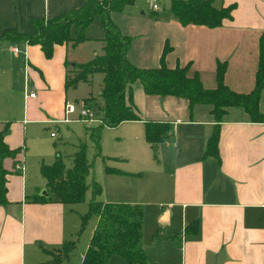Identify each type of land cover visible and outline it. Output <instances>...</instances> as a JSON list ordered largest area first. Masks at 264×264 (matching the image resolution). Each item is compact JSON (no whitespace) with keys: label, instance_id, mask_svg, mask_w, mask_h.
Masks as SVG:
<instances>
[{"label":"crops","instance_id":"crops-1","mask_svg":"<svg viewBox=\"0 0 264 264\" xmlns=\"http://www.w3.org/2000/svg\"><path fill=\"white\" fill-rule=\"evenodd\" d=\"M83 2L0 0V34L29 33L34 18H53ZM132 4L109 16L120 33L130 37L126 57L136 67H157L166 43L167 67L187 63L188 75L196 73L204 88H213L216 62H224L223 83L246 93L254 86L261 53L258 108L263 118L253 122L241 108L227 107L218 123L217 162L203 155L214 125L209 105L189 108L181 97L145 94L134 81L129 87L139 119L104 127L100 134L99 153L104 129L113 131L110 149L99 156L103 176L98 178L97 200L141 205V246L147 264H264V0H213L215 7L233 5L231 17L215 27L181 25L169 10L157 11V5L150 6L152 16H137L127 8ZM94 19L84 30V41L55 44L49 58L37 44L0 39V131L5 144L18 149L2 160L8 204L0 205V264L46 263L68 241L73 242L71 252L54 264H80L88 245L96 217L75 248L83 214L72 208L77 203L31 198L46 190L39 166L46 164L42 140L54 137L47 129L67 123L62 120L65 73L71 64L102 52L103 30L100 18ZM94 74L101 75L94 87L99 98L101 73L77 84L90 85ZM90 95L83 99L90 101ZM145 120L167 125L155 155L144 139ZM79 121L86 133L88 122ZM14 164L22 169L15 170ZM105 165L117 171L105 172ZM108 264L126 263L113 255Z\"/></svg>","mask_w":264,"mask_h":264},{"label":"trees","instance_id":"trees-1","mask_svg":"<svg viewBox=\"0 0 264 264\" xmlns=\"http://www.w3.org/2000/svg\"><path fill=\"white\" fill-rule=\"evenodd\" d=\"M213 0H170L171 16L181 25L196 24L215 27L225 18L231 17L233 5L215 7ZM133 0H84L76 9L64 11L53 18H34L33 30L29 33H19L7 30L0 34V39L21 41L27 44H37L46 58L51 56L53 45L70 41L78 44L84 41V30L95 15L100 18L103 30L102 52L91 59L71 64L65 73L64 87H74L78 82H86L89 76L99 72L102 74L97 109L98 123L86 126L85 131L92 142L95 154L99 153L100 134L104 127H112L121 121L139 119L131 100L129 85L138 81L145 94L171 95L187 100L188 107L194 104H207L214 125L208 136L203 155L212 156L219 161L217 151L218 123L227 107H239L249 117L250 121L260 122L263 115L258 108L259 93L263 82V62L261 53L253 88L246 93L229 89L222 80L225 69L224 62H216L213 88H204L196 73L187 74L188 64L169 68L164 63V55L169 50L163 45L159 64L153 68H139L132 65L126 57L130 37L120 33L111 20V11H121ZM73 29L74 35H71ZM261 43V41H260ZM83 102H87L84 99ZM144 139L155 155L156 146L164 138L167 125L164 122L145 120ZM18 149H10L3 141V131H0V205L8 204L6 198V174L2 166L5 157H13ZM65 165L56 154L49 165L41 164L39 173L45 179L46 196L34 195L31 200L36 202L79 203L84 199L87 184L86 177L91 164L86 159V145L79 140ZM105 172H116L114 168L104 166ZM100 186L92 181L90 184V199L87 211L80 215L81 225L88 215L96 217V223L90 235L88 245L80 264H108L111 256H118L126 264H147L145 253L141 246L142 207L139 204L121 202H102L96 199ZM190 226V225H189ZM189 226H185L184 231ZM73 242L61 245L51 259L42 264H54L66 257L72 250Z\"/></svg>","mask_w":264,"mask_h":264},{"label":"rangeland","instance_id":"rangeland-1","mask_svg":"<svg viewBox=\"0 0 264 264\" xmlns=\"http://www.w3.org/2000/svg\"><path fill=\"white\" fill-rule=\"evenodd\" d=\"M169 1L170 0H134L133 4L128 6L127 8H133V12L137 16L140 15V12L143 13L144 16H152L154 13L150 12V6L155 4L158 6L157 11L169 10ZM156 11V12H157ZM99 18L98 15H95V19ZM100 20V19H98ZM96 22V21H95ZM71 35H73V29H71ZM22 77V74L20 78ZM100 74H94L93 80L90 85L86 84H77L76 88H72L69 86L67 89V100L66 102L72 103L75 107L74 113L68 115L69 121L67 123L57 124L55 126L51 125L47 129V134L52 132L54 137H46L42 140V156L44 157V163L47 165L51 164L55 158V155H60L63 163L68 165L69 163V154H71L74 150L73 144H76V141L80 139L86 145V159L91 164L90 171L86 177L87 190L84 194V199L82 202L74 204L72 208L77 211H83V214L87 211L88 200L90 199V184L92 181H95L99 186L100 182L98 178L100 175L103 176V162L101 158L95 154L94 146L92 142L89 140L86 133H84V128L82 123L77 120L80 109L83 107V97L90 95V101L86 102L84 105L88 107L90 110V115L92 118L98 120L99 112L98 105L100 104V99L97 97L96 92L94 90L95 84L100 83ZM99 78V79H97ZM98 123V121H89L88 125L94 126ZM112 129H104L103 133V147L100 149L101 155L103 154V150L110 149V139L112 137ZM48 136V135H47ZM101 188V187H100ZM97 199V198H96ZM95 216L88 215L81 225V220L79 219V226L77 229L76 237L78 240L75 242V248L79 247L81 242V238H83V234L87 233L90 230V226L94 223ZM75 237V239H76ZM75 250H73L74 252Z\"/></svg>","mask_w":264,"mask_h":264},{"label":"built area","instance_id":"built-area-1","mask_svg":"<svg viewBox=\"0 0 264 264\" xmlns=\"http://www.w3.org/2000/svg\"><path fill=\"white\" fill-rule=\"evenodd\" d=\"M153 8H156L155 4H152ZM28 96H34V93L29 92L27 94ZM262 101L264 102V91L262 92ZM86 102H84L85 104ZM83 104V107L80 109L79 111V115L77 117L78 120L84 121V122H89V121H98L97 118L94 119L91 117L90 115V110L88 107H85V105ZM75 111V107L72 103L69 102H65L64 106H63V112H64V117H63V121H69L68 115L74 113ZM50 136H53L54 134L52 132H50L49 134ZM14 169L15 170H21L22 166L20 164H14ZM262 206L264 208V202L262 203Z\"/></svg>","mask_w":264,"mask_h":264},{"label":"water","instance_id":"water-1","mask_svg":"<svg viewBox=\"0 0 264 264\" xmlns=\"http://www.w3.org/2000/svg\"><path fill=\"white\" fill-rule=\"evenodd\" d=\"M39 195H41V196H46L47 195V193H46V190H41L40 192H39Z\"/></svg>","mask_w":264,"mask_h":264}]
</instances>
